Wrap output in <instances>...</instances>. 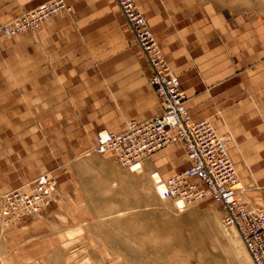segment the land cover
Returning <instances> with one entry per match:
<instances>
[{
	"label": "crops",
	"instance_id": "obj_1",
	"mask_svg": "<svg viewBox=\"0 0 264 264\" xmlns=\"http://www.w3.org/2000/svg\"><path fill=\"white\" fill-rule=\"evenodd\" d=\"M49 1L0 0V27ZM64 1L70 14L0 38V196L45 174L58 183L96 130L160 113L151 71L115 0ZM135 2L190 118L232 136L229 156L241 187L264 208V33H255L256 20L213 0ZM169 155L189 166L181 149ZM158 158L149 174L167 179Z\"/></svg>",
	"mask_w": 264,
	"mask_h": 264
},
{
	"label": "rangeland",
	"instance_id": "obj_2",
	"mask_svg": "<svg viewBox=\"0 0 264 264\" xmlns=\"http://www.w3.org/2000/svg\"><path fill=\"white\" fill-rule=\"evenodd\" d=\"M213 2L237 16L253 17L255 33H264V0ZM125 29L135 41L126 23ZM130 121L121 129L103 126L95 132L120 133ZM223 137L233 139L230 134ZM93 139L94 133L90 141L84 139L74 154L77 160L67 164L48 211L0 223V264H253L237 233L223 226L219 205L204 201L178 212L157 193L149 174L152 159L157 156L164 163L159 170L164 178L184 171L186 160L180 164L169 155L178 145L149 157L142 172L131 174L111 153H94ZM239 195L249 207L263 208L260 198L249 197L244 188Z\"/></svg>",
	"mask_w": 264,
	"mask_h": 264
},
{
	"label": "built area",
	"instance_id": "obj_3",
	"mask_svg": "<svg viewBox=\"0 0 264 264\" xmlns=\"http://www.w3.org/2000/svg\"><path fill=\"white\" fill-rule=\"evenodd\" d=\"M126 24L146 57L151 76L149 84L160 100L161 111L144 121H130L120 133L99 130L93 139V152L111 153L117 164L129 173L142 172L144 162L155 153L178 145L189 166L161 179L153 172L150 180L159 196L178 212L204 201L219 205L222 224L232 228L253 264H264V210L252 209L240 199L239 177L228 152L229 139L218 135L208 121H193L186 108V96L171 71L162 49L135 0H116ZM64 0H51L0 27V38L36 31L51 17L68 13ZM56 181L41 175L0 198V223L36 217L54 204Z\"/></svg>",
	"mask_w": 264,
	"mask_h": 264
},
{
	"label": "bare ground",
	"instance_id": "obj_4",
	"mask_svg": "<svg viewBox=\"0 0 264 264\" xmlns=\"http://www.w3.org/2000/svg\"><path fill=\"white\" fill-rule=\"evenodd\" d=\"M209 122V121H208ZM108 132V131H107ZM97 133V132H96ZM95 133V134H96ZM95 136V135H94ZM93 147H94V145H93ZM166 149V148H165ZM151 157V156H150ZM158 174V173H157ZM238 174V173H237ZM45 175H48V176H50V177H52L51 175H49V174H45ZM152 175V174H151ZM151 175H150V177H151ZM53 178V177H52ZM161 178V177H160ZM55 181H56V183H57V180L55 179V178H53ZM239 189H242V187H241V185H239V187H238ZM57 189H58V183L56 184V193H55V200H54V202L56 201V198H57ZM258 208V207H257ZM252 209H254V208H252ZM234 230V229H233ZM235 231V230H234Z\"/></svg>",
	"mask_w": 264,
	"mask_h": 264
}]
</instances>
